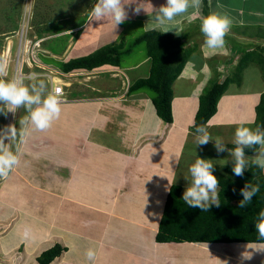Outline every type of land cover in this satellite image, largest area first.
Masks as SVG:
<instances>
[{
	"label": "crops",
	"instance_id": "obj_1",
	"mask_svg": "<svg viewBox=\"0 0 264 264\" xmlns=\"http://www.w3.org/2000/svg\"><path fill=\"white\" fill-rule=\"evenodd\" d=\"M165 2L166 0H156V4H154V2L149 3L147 10L151 9V5L154 8H158ZM205 10L207 14L215 12L221 15H227L232 21L231 28L234 30H241L240 27L247 30V39L251 40L253 47L244 49V51L258 53L261 49H264V0H226L225 2L222 0H214L213 4L209 3V0H206V3H204L203 0L201 9L203 15H207ZM146 11L135 14V17L142 16L143 14L146 15ZM191 11L190 9L189 14H185L182 17H193L190 14ZM150 13L152 12L150 11L148 15ZM198 20L200 22V19ZM195 24V22L191 23V29ZM195 28L196 26H194V29ZM186 29H188V27ZM191 29L190 32L193 30ZM253 29L258 30L255 31ZM250 30H252V33ZM168 32L180 37L185 35L184 32L180 34H176L173 31ZM111 35H113V38L115 37L114 33L110 34L109 32L107 38L109 41H111ZM186 44L187 42H185V45ZM228 49L229 55L227 59L222 60V63L226 67L235 64L236 58L238 57L236 56V58L233 59L235 55L232 52V47H228ZM45 50L50 55L63 61V59H61L63 53L61 56H58L49 52L48 49ZM66 50L67 48L63 51L64 55L66 54ZM74 50H76V47ZM76 51L73 53L74 55ZM68 53L70 54L71 52ZM241 54L242 53L238 55L241 56ZM262 54L264 55V52ZM192 56L193 54L191 53L180 75L173 82V98L171 102L172 122L169 124L164 123L157 116L154 105L149 97L140 96L136 94V92H127V86H122L125 84L124 81H122L119 86L120 90H117L118 87L115 83L113 84L115 87L112 89L108 87L102 94H100L101 92L97 82H95L96 87L85 83L93 74L99 71L111 70L112 77L116 78L117 74L113 73L116 71H112L116 69V66L104 65L89 71L82 70V72L78 73H65L60 70L59 66L44 63L40 59L37 60L38 64L47 67L49 71V73L42 75V77L44 76L42 80L45 81V83L49 82V85L46 84L48 86L46 93H51L55 85L65 86L63 84V82H65L67 84V86L64 87L66 100L62 103L60 118L53 123L51 128L39 131L32 129L26 124L23 126L25 128L29 127V130L31 129L35 132L29 137L28 142H26V144L24 142L23 144L22 151H24L21 157V163H24L26 167L25 177L34 178L41 182V185L44 186L45 189L34 187L35 192H29V199L23 201L24 205H22V212L27 214L26 221L36 222L35 215H39L38 211H40L42 207H48L49 210H52L60 203L62 205H68L65 208V211L68 212L67 214L62 212L58 214L62 217L63 222H57V218H53V221L47 218L46 223L49 226H56L57 224L60 228L72 234L79 232L75 230V226L78 222L80 223L78 229H89L88 231L92 236L86 237L85 241L78 239L81 242L71 243V248L74 247L72 250L74 261L72 264H264V243L260 242L194 243L155 241V235L158 230V223L163 211L166 195L170 185L176 183V178L167 185H163L165 187V190H162L165 192L163 194L153 189L149 191L147 188L142 187L143 190L147 189L149 196L141 203L135 200L119 201V198H117V200L112 202V204L115 205L109 206L111 208L113 207L112 209L107 207L108 209L106 210L108 215L105 214L106 218L101 219L99 216L95 218L94 214H90L89 212L91 210L92 212L97 211L107 206H102L100 204L98 196L101 193H96L95 198H88V196L85 198L83 195L85 192L81 193L82 190L87 188L85 183L89 173L95 175V177H93L95 181L99 173L103 171L105 167H109L108 173L116 177L118 175L116 172L119 170L118 167H123L127 164L125 170L126 167L128 169V165L130 166L131 164L130 160L136 161L134 165L131 164V171L135 169L137 172L136 176H140L141 181H146L144 173L140 168L142 162L136 158H128L127 152L130 153L132 150L129 148V150L121 154L125 149L122 147V144H133V141L137 138L139 139L141 136L140 140L145 141L142 153L150 149L155 150L157 147V145H151L154 143V140L149 137L159 140L160 138L154 135L161 134L167 138L168 143L165 145L170 146L168 150L165 149L164 154H166L167 157H164L163 162L158 161V163H160L158 165L162 163L167 164L169 167L168 169H173L174 171L177 166H179L178 161L180 160L178 156L181 154V150L186 144L187 146L192 145V155L194 157L200 153V145L195 146L197 133L193 126L194 116L198 108L199 95L202 92L201 81L205 79L206 75H201L198 79L195 78V75L191 72L190 58L192 59ZM251 63L255 62L251 61ZM201 71L207 72V70ZM72 74H76V77ZM86 74L89 75L83 77ZM71 76L73 77L71 78ZM79 76L82 77L78 78ZM54 77H58L61 82H53ZM246 78H248V76H246ZM65 79H68V81ZM73 80L75 84L79 85L71 89L69 84L73 85L74 83H71ZM103 81L105 82V80ZM255 83L256 85L253 88L244 87V83H241L236 87L226 89L218 100L216 112L205 125L210 127L209 130H212V135L216 137L223 135L222 138L228 143L226 145L228 148H231V139L234 137L232 128H230L232 123L243 114H246L248 117L253 116V119L250 120L253 121L252 125L254 123L255 106L259 101L260 94L264 91L262 88L263 84L258 86L257 79ZM88 86H90V88ZM240 86L242 87L237 90ZM121 96L135 97L136 100H134V102L125 103L127 104L126 108H131L132 116L128 118L126 122H118L116 119L114 122H110L109 118L113 117L114 113H118V111L123 108L121 105L123 102L120 100ZM27 115L28 113H26V116ZM63 119H65L67 123H69L70 120H75V123L67 124ZM252 125L251 127L253 128ZM185 138L189 140L188 143L185 142L187 141L184 140ZM114 140L117 141V145ZM160 143L164 145L163 142L160 141ZM181 144L183 145L182 148L180 147V149H178V147H175V145ZM256 151H258V149ZM253 154L254 153L248 155L251 157ZM53 166L56 167L57 173L63 176L61 179L57 177L51 179L49 177V180L43 174L42 170L53 168ZM163 167H165V165ZM89 170L91 171L89 172ZM122 176H120L117 181H121ZM101 180L110 182V179L107 177ZM131 184L137 187L136 183L131 182ZM151 184L154 185V183ZM177 184H179L183 190L182 183L180 182ZM24 191L28 192L27 188L24 187L23 192ZM42 194L47 196L43 197ZM44 198L47 199V202L40 201L41 199L44 200ZM50 205L56 206L52 208ZM62 207L64 208V206ZM13 212L17 216L20 215V212L16 210L14 206L12 207L4 204L0 207V217H6V220H9ZM23 221L17 224V234L20 239V234L25 230V222ZM39 222L41 223V221ZM5 223L8 224V222ZM67 226L69 227L65 228ZM7 232L12 233L11 230ZM81 232L84 231L81 230ZM3 236L5 235L3 234L1 238H3ZM34 237L32 241L38 238L36 235H34ZM60 239V244H64L66 238L60 236ZM15 240V238H13L12 241L9 239V241L13 243L9 241L6 242L3 248L5 252L9 246H11L10 250L15 249ZM114 242L123 244L124 246L120 247V245H114ZM166 244H171V248L174 245L179 248L177 251H173L167 249ZM222 244H228L227 248L224 249L221 246ZM187 245L188 249L185 247ZM244 246H253V249L244 251ZM49 247L50 246L45 247V249ZM120 248L123 252L128 253V256L123 252H113L115 251L114 249ZM89 249L93 250L95 253L93 260H89L86 256V252ZM141 249H144V253L141 252ZM193 249L194 251L191 252ZM29 252L30 251H26V248L25 250L24 248L22 250L20 249L21 256L15 257V264H36L35 257L40 252L38 249ZM196 253L197 255H194ZM256 257L257 259L253 260ZM259 257L260 261H263L262 263L259 261ZM6 260L7 259L4 260V264H8ZM56 264L65 263L61 262Z\"/></svg>",
	"mask_w": 264,
	"mask_h": 264
},
{
	"label": "rangeland",
	"instance_id": "obj_2",
	"mask_svg": "<svg viewBox=\"0 0 264 264\" xmlns=\"http://www.w3.org/2000/svg\"><path fill=\"white\" fill-rule=\"evenodd\" d=\"M151 1L152 0H136L137 3L142 2L141 6L146 10L149 3L154 2V4H156V0L152 2ZM213 1L214 0H209V3L213 4ZM222 1L225 2L226 0ZM94 3L95 0H0V64H3L4 66V72L6 73L5 78L11 79L18 76H24L27 78L28 76L34 74L35 80L26 79L25 82L35 83L42 80L44 78V76L42 77V75H44L45 73H49L48 68L43 66L42 64L34 62L32 60L33 54H36L44 63L59 66L60 59L46 52L45 49L48 48V45L53 47H63L65 45L63 49L65 50L67 48V50L65 51L66 54L64 55V50L62 49L63 51L61 50L62 52H57V55L61 56V54L63 53L61 59L66 60L71 55L72 56L70 58H73L74 56L78 57L86 55L106 43H119L122 40L124 42L125 48L129 47L131 48V51L122 56L119 67L120 71L113 72L117 74V77H112L111 70L99 71L93 74L85 83L96 87L95 82H97V85L99 86V90L101 92L100 94H102V92H104L108 87L111 89L115 87V85L113 86V84L115 83L118 87L117 90H120L119 86L122 81L125 82V84L122 86L128 87V85H130L131 82H133L135 79L147 76L149 62L146 57V44L144 42H140L139 44L132 45V43L136 37L140 36L145 30H148L146 23H151L150 19L152 18V13L148 15L151 9H148L146 11V15L143 14L142 16L135 17L136 13L133 11V9L135 8L136 4L132 3L126 5L125 8L127 11V18L124 23L119 25L120 27L117 26V28L114 30L116 34L114 35L115 37L113 38V35H111V41H109L107 39L108 33H113L112 23L108 18L97 20L92 16L91 8L93 7ZM143 11L145 10L141 9L140 12ZM198 19L199 18H194L191 16L180 17V19L177 18L175 25L183 29V32L185 33V35L183 36V40L184 42H187V47H190L192 49L193 56L192 59L190 58L192 70L191 72L193 73V75H195L196 79L200 78L199 76L201 75H206L205 79L201 81V89L203 92V90L208 87L214 80H222L224 79L226 74L233 75L235 73L237 61L240 58V55H238L239 53H237V51H241V49L244 50L251 48L253 47V43L251 42V40L247 39L248 32L246 29H243L242 27H240L241 30H234L230 28V31L227 34L233 36H225L226 43L224 47L215 51H210L204 46V37L200 32V22ZM192 22L196 23L194 25L196 26V28L194 29L193 26V30L191 29ZM187 27L188 29H186ZM41 28H44V30L42 33H39ZM190 29L192 30L191 32ZM253 30L256 31L258 29ZM250 32L252 33V30H250ZM20 37H22L23 39V44L21 46L20 42L22 39L20 40ZM36 41H38V46H36L33 50L32 46L36 44ZM24 46H26V51L23 49ZM75 47L77 51L74 50ZM228 47H232L235 52V57L233 59H235L236 56L238 57L236 58L237 60L235 64L226 67L222 63V60L227 59L229 55ZM48 51L54 54L53 51ZM75 51L76 53L74 55L73 53ZM68 52L71 53L69 54ZM201 70H207V72ZM75 72L78 73L82 71ZM72 75L75 76L76 74ZM88 75L89 74H86L83 77H86ZM235 75V79L228 84L227 89L236 87L241 83H244V87L253 88L256 85V79L258 81V86H261L263 84L262 88L264 89V66L262 67L261 64H257L256 62H248L242 69L237 70ZM246 76H248V78H246ZM72 77L73 76H71V78ZM81 77L82 76H79L78 78ZM94 79H97L98 81ZM101 79L105 80V82ZM65 80L68 81V79ZM71 83H74L73 85L69 84V87L71 89L79 85L75 84L74 80L71 81ZM46 84L49 85V82H47ZM63 84L65 85L63 86L64 90V87H66L67 84L65 82H63ZM88 87L90 88V86ZM241 87L242 86L238 87L237 90H239V88ZM136 94H139L143 97H149L150 99L153 96L152 91L148 89H142L136 92ZM61 95L65 101V91H63ZM120 100L123 102L121 104L123 108L122 110L118 111V113H114L113 117L109 118L110 122H114L115 119L118 122H126V120L132 116L131 108H126L127 104L125 103L134 102V100H136L135 97L133 98L132 96H121ZM26 113L27 111L24 108H21L14 114L11 112L7 113L6 115L0 114V130L6 131L7 128L14 127L15 136L10 141L5 140V143L10 144L11 149L18 154L20 160L19 165L15 167L8 176L0 177V207L4 204H7V206H14L16 210L20 212L19 216L15 215L13 212V215L9 217V220H6V217H0V264H4L5 259H7L6 261H8V264H15V257L21 256L20 249L22 250L24 248L25 250L26 248V251L30 252L38 249V251L40 252L42 249H45V247L52 246L55 242H59L62 239H60V236L66 238L64 244L61 243V245L67 247L68 250L66 251L67 253L62 252L60 257H57L55 260H53L51 264L61 262L65 264H72V262L74 261L72 250L74 247L71 248V243L81 242L78 239L85 241L86 237L92 236L88 231L89 229H78L80 227V223L78 222L76 226H73H75V230L79 232L73 233V235L71 232H67L65 231V229L60 228L57 224L56 226H49L46 223L47 218L51 221H53V218H57V222H63L62 217H60L58 214H60L61 212L67 214L68 212L65 211V208L68 205H62L61 203L57 206L50 205V207L52 208H54L53 206H56L52 210H49L48 207L40 206L42 208L40 211H38L39 215H35L36 222L26 221L25 219H27V214L25 212H22V205H24L23 201L29 199V192H35L34 187L45 189L44 186L41 185V182L35 180L34 178L25 177L26 167L24 163H21V157L24 151H22L23 144L24 142L26 144L29 137L35 133L34 130H29V127H23L25 126V124L22 122L25 120L24 118L26 116ZM250 119H253V116L248 117L246 114H243L239 119L232 123V125H230L231 127L229 126L230 128H232V134L234 135L236 128L241 122H244L247 126L251 127L253 121H251ZM63 121L67 123L65 119H63ZM71 123H75V120H70V122L67 124ZM205 127H207L208 130L210 128L208 126ZM209 132L211 134L212 130H209ZM154 136H158L160 138L159 140H156V138L149 137L154 140V143H152L151 145H157L155 150L150 149L149 151H144L142 153L143 144H145L144 140H140L142 136L139 139H135L133 141V144H122V147H124L126 150L124 149V152L122 151L121 154L125 153L130 148V150L132 151L130 153L127 152L128 158H136L140 162H142L140 168L144 173V178L146 179V181L143 182L141 181L140 176H136L137 172L133 168V166L132 168L134 170L131 171V164L134 165V162H136L134 160H130L131 164L130 166L128 165V169L126 167V170L125 166H127V164H125L123 167H118L119 170L116 171L118 175L115 173L117 175L116 177H113L108 173L109 167H105L98 176L96 175L97 177L95 181L93 178L95 177V175L91 173L88 174V179H86L85 183L87 188L82 190L81 193L85 192L83 194L85 198L87 196L88 198H95L96 193H101L98 196L100 204L102 206L107 205L97 211H89L90 214H94L95 218H98V216L100 217V219L106 218L105 214H107V207H109L110 205H115L112 204V202L114 200H117V198H119V201L135 200L141 203L145 200V198H147V196H149L147 189L149 191L153 189L155 191H158L160 194L165 193L162 191L165 190V187L163 185H167L169 182L174 181V178H176V183H182V197L189 184V181L185 177H189L188 169L191 164L195 162L197 156L204 159L215 160L216 165L213 174L216 176L222 171L224 165H226H223L224 160H228L227 164H231L230 154L227 151L218 153L213 145V142H209L206 145H200V153H198L195 157L192 155V145L187 146L186 144L185 147L182 148L183 145L181 144L175 145V147H178V149H180V147L182 148V152L179 155L180 157L178 156V159L180 160L178 161L179 166H177L175 171L173 169H168L169 167L167 164L162 163L161 165H158L160 164L158 163V161L163 162L164 157H167L166 154H164L165 149L168 150L170 147L169 145H165L168 143L167 138L161 134H156ZM212 137L216 138V136L214 135H212ZM217 137H223V135ZM184 140L187 139L185 138ZM114 141L117 145V141ZM160 141L163 142L164 145H162ZM188 141L189 140L185 142L188 143ZM164 165L165 167H163ZM90 171L91 170H89V172ZM42 172L47 179H49V177L51 179L54 177L61 179V177H63L60 173H57L55 166H53V168H46L45 170H42ZM120 176H122L121 181H117L119 180L118 178ZM106 177L110 179V182H107V180H101L102 178ZM131 182L136 183L137 187L133 186ZM151 183H154V185H152ZM24 187L27 188L28 192H23ZM142 187H145L147 189L143 190ZM42 196L44 197L47 195L42 194ZM40 201L47 202V199L44 198V200L41 199ZM62 206H64V208ZM109 208L112 209L113 207ZM28 216L32 217L31 215ZM21 221L25 222V230L22 232V234H20V239L17 234V224ZM39 221H41V223ZM5 222H8V224H6ZM68 227L69 226L65 228ZM9 230H11L12 233L7 232ZM81 230H83L84 232H81ZM3 234L5 236L1 238ZM34 235H36L38 238L37 240L32 241V238H35ZM13 238L16 239L15 249L10 250L11 246H9V248L5 252L3 248L5 247L6 242H8L9 239L10 241H12ZM114 245H120V247L124 246L123 244L117 242H114ZM221 246L225 249L227 248L228 244H222ZM185 247L187 248L188 245ZM166 248L177 251L179 247L174 245L171 248V244H166ZM252 249L253 246H244V251H250ZM114 250L115 251L113 252H123L121 248ZM192 251H194V249L191 250V252ZM141 252L144 253V249H141ZM123 253L128 256V253ZM194 255H197V253ZM256 259L257 257L253 260ZM260 262L262 263L263 261Z\"/></svg>",
	"mask_w": 264,
	"mask_h": 264
},
{
	"label": "trees",
	"instance_id": "obj_3",
	"mask_svg": "<svg viewBox=\"0 0 264 264\" xmlns=\"http://www.w3.org/2000/svg\"><path fill=\"white\" fill-rule=\"evenodd\" d=\"M204 3H206V0H204ZM205 13L207 14L206 10ZM43 30L44 28H41L39 33H42ZM140 42L146 44V57L149 62L148 74L135 79L129 85L128 92L134 93L142 89L152 91L151 101L157 116L164 123L169 124L172 122V85L174 80L180 75L192 50L186 47L183 37L170 32H159V30H145L134 39L132 45ZM47 47L55 55L58 54L57 52L64 50L61 46L53 47L48 45ZM129 51H131V48H125L123 40L119 43L105 44L86 55L69 57L63 61L59 60V68L61 71L69 73L82 70L89 71L104 65L120 67L122 56ZM232 52L235 55L233 49ZM263 52L264 49H261L258 53L242 49L237 51V53L242 54L237 61L235 73L251 61L261 64L263 67ZM235 73L225 76L222 80H214L199 95L198 108L194 116V129L201 125L205 126L210 117L214 115L218 100L226 91L228 84L235 79ZM257 126L264 127V91L260 94L259 101L255 106L253 128ZM231 147H234V145L232 144ZM257 149L258 146L254 149L246 150V152L251 154ZM216 177L220 182L221 205L219 207L213 205L208 211L187 206L181 197L182 187L177 183L170 185L158 223L155 241L264 243V240L259 238L255 229L258 213L264 210L263 169L255 164H250L244 176L240 177L234 175L231 164H226ZM247 182L252 184L259 183L260 192L257 193L248 207L242 210L239 208V201L243 198L240 189ZM66 250L67 247L55 242L52 246L41 250L36 255V264H50Z\"/></svg>",
	"mask_w": 264,
	"mask_h": 264
},
{
	"label": "clouds",
	"instance_id": "obj_4",
	"mask_svg": "<svg viewBox=\"0 0 264 264\" xmlns=\"http://www.w3.org/2000/svg\"><path fill=\"white\" fill-rule=\"evenodd\" d=\"M132 3L136 4L133 9L136 14H139L141 9L145 10L141 6L142 2L137 3L136 0H95L91 13L97 20L108 18L112 23V31L115 34L114 30L118 25L124 23L127 18L125 6ZM202 5L203 0H166L158 8L151 5L152 18L150 19L151 23H146L147 28L150 31L183 33V29L177 27L175 22L177 18L189 14L191 9L190 14L200 19L199 27L204 37V46L210 51L220 49L226 43L225 36L230 31L232 21L227 15L215 12L203 15ZM112 71L120 70L119 67H116ZM5 76L4 66L0 64V114L6 115L9 112L14 114L19 109L24 108L28 115L22 123L39 131L51 128L53 123L61 116L62 103L64 102L62 98L55 93L45 94L47 85L43 80L26 83V79L35 80L34 74L27 78L18 76L8 79ZM196 133L195 146L213 142L218 153L227 151L230 154L232 172L235 176L243 177L250 164H255L257 167L264 169V127L252 128L241 122L235 130L231 141L234 147L231 148L226 147L228 143L222 137L214 139L208 128L203 125L196 128ZM14 136V127H10L6 131L0 130V177L8 176L20 163L18 154L11 149L9 143H5V140L10 141ZM257 146L258 151L253 152L254 154L250 157L246 150L254 149ZM227 163L228 160H224L223 165ZM215 165V160L198 156L195 162L191 164L188 169L189 177H185L189 184L182 196V200L187 206L208 211L213 205L216 207L221 205L220 182L213 174ZM240 192L243 198L239 201V208L243 210L260 192V184L247 182L240 189ZM255 229L259 238L264 240V210L258 213ZM86 256L89 260H93L95 253L89 249Z\"/></svg>",
	"mask_w": 264,
	"mask_h": 264
},
{
	"label": "built area",
	"instance_id": "obj_5",
	"mask_svg": "<svg viewBox=\"0 0 264 264\" xmlns=\"http://www.w3.org/2000/svg\"><path fill=\"white\" fill-rule=\"evenodd\" d=\"M21 39H22V37H20V40ZM22 44H23V39L20 42V46ZM36 46H38V41H36V44L34 46H32V49L34 50ZM32 60L37 63L38 62L37 60H39V58H38V56L36 54H33L32 55ZM63 91H64L63 90V85H55V86H53V91L51 93H55V94H58L60 96ZM60 97L62 98V95ZM62 101H64L63 98H62Z\"/></svg>",
	"mask_w": 264,
	"mask_h": 264
},
{
	"label": "bare ground",
	"instance_id": "obj_6",
	"mask_svg": "<svg viewBox=\"0 0 264 264\" xmlns=\"http://www.w3.org/2000/svg\"><path fill=\"white\" fill-rule=\"evenodd\" d=\"M11 43V42H10ZM9 44V43H8ZM24 45H25V42H24ZM26 46L23 47V49L26 51ZM26 53V52H25ZM4 59V58H3ZM5 65V64H4ZM54 76V75H53ZM56 81V82H60L61 80L58 78V77H54L53 78V82ZM176 109V108H175ZM11 115V114H10ZM10 122V121H9ZM8 129V128H7Z\"/></svg>",
	"mask_w": 264,
	"mask_h": 264
}]
</instances>
